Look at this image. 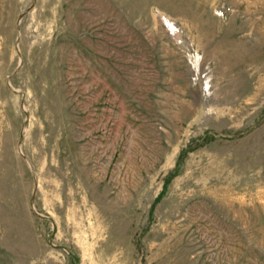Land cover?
I'll list each match as a JSON object with an SVG mask.
<instances>
[{"label": "rangeland", "instance_id": "1", "mask_svg": "<svg viewBox=\"0 0 264 264\" xmlns=\"http://www.w3.org/2000/svg\"><path fill=\"white\" fill-rule=\"evenodd\" d=\"M0 264H264V0H0Z\"/></svg>", "mask_w": 264, "mask_h": 264}]
</instances>
